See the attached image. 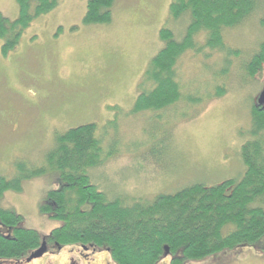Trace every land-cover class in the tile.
<instances>
[{
	"label": "rangeland",
	"instance_id": "374dc122",
	"mask_svg": "<svg viewBox=\"0 0 264 264\" xmlns=\"http://www.w3.org/2000/svg\"><path fill=\"white\" fill-rule=\"evenodd\" d=\"M88 1L59 0L7 54L0 38V176L14 177L21 159L40 165L56 133L97 123L104 153L115 152L88 174L108 200L153 199L193 183L212 186L240 179L246 169L241 148L251 138L252 106L264 88V68L251 78L242 64L264 40L257 19L224 30L225 41L241 51L232 57L227 75L218 76L225 65L221 53L208 51L205 57L188 51L181 58L180 81L201 102L131 113L144 71L165 46L161 29L171 28L180 40L190 13L170 18L171 0H116L110 22L86 24ZM0 13L17 19L18 1L0 0ZM205 39V32L197 36L198 42ZM218 87L227 90L210 97ZM115 118L117 129L105 130ZM62 181L59 172L27 179L22 190L3 193L0 208L20 214V226L48 236L64 223L53 210L44 209L48 193L59 190ZM259 200L252 205L264 206ZM102 254L94 264H115ZM72 256L71 247H64L22 264H73ZM170 260L171 255L159 264ZM77 264L83 263L78 259ZM185 264H264V241Z\"/></svg>",
	"mask_w": 264,
	"mask_h": 264
},
{
	"label": "trees",
	"instance_id": "16d2710c",
	"mask_svg": "<svg viewBox=\"0 0 264 264\" xmlns=\"http://www.w3.org/2000/svg\"><path fill=\"white\" fill-rule=\"evenodd\" d=\"M17 1V19L11 21L0 13L4 54L19 45L35 19L59 3V0ZM115 1L89 0L84 22H110ZM186 12L190 13L191 21L180 40L171 28L161 29L165 46L144 71L131 113H158L179 103L187 106L201 102L202 98L185 90L180 81L179 61L184 54L191 51L194 56L208 57V51L221 53L225 65L218 76L227 75L232 57L240 56L241 51L225 41L224 30L236 28L249 19H257L264 29V0H171L170 18L178 19ZM202 32L206 33L203 43L197 40ZM242 64L251 78L263 70L264 40ZM226 90L218 87L210 97L220 96ZM117 121L115 118L108 122L105 130L117 129ZM98 131L97 123H87L56 133L55 144L45 152L40 165L21 159L16 162L14 177L0 176V198L8 189L22 190L27 179L59 172L63 179L61 188L48 193L44 209L53 210L54 216L64 223L47 238L60 246L107 248L115 264H159L170 255V264H185L225 249L264 241V206L252 205L258 199L264 203L263 106H252L251 138L241 148L246 169L240 179H226L212 186L193 183L173 193H159L153 199L108 200L91 183L88 171L103 165L115 152L111 149L104 153L103 135H98ZM21 220L22 216L14 210L0 208V227L5 229L0 232V264L30 255L46 240L37 230L20 226ZM165 246L169 247V255Z\"/></svg>",
	"mask_w": 264,
	"mask_h": 264
},
{
	"label": "flooded vegetation",
	"instance_id": "af4514ba",
	"mask_svg": "<svg viewBox=\"0 0 264 264\" xmlns=\"http://www.w3.org/2000/svg\"><path fill=\"white\" fill-rule=\"evenodd\" d=\"M259 93H258V95H259ZM253 105H256V103L254 102ZM6 231H8V229ZM45 242H46V249H47L46 252L48 250L59 251L60 249H63L64 247H71V252L73 254V256H72L73 264H77L78 259L81 260L83 264H94L97 261L98 257H99V259H101V256H104L102 253H105L107 256H109L111 262H113L111 255H110V251L107 248H98V247H95L92 245H77V244L60 246L57 242L48 239L47 236H46ZM29 256L30 255H27L21 259L8 261V262L2 263V264L29 263V261L27 260ZM32 260H34V259H32ZM32 260H30V262Z\"/></svg>",
	"mask_w": 264,
	"mask_h": 264
},
{
	"label": "water",
	"instance_id": "95a60500",
	"mask_svg": "<svg viewBox=\"0 0 264 264\" xmlns=\"http://www.w3.org/2000/svg\"><path fill=\"white\" fill-rule=\"evenodd\" d=\"M255 103L257 106H263L264 107V88L262 91L259 93V95L256 97ZM166 249V255H169V247L165 246ZM46 242H42L41 246L33 251L30 256L28 257V261L32 260L33 258H38L42 256L46 252Z\"/></svg>",
	"mask_w": 264,
	"mask_h": 264
}]
</instances>
